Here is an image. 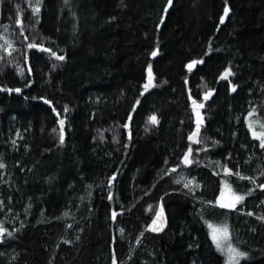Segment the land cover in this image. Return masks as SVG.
I'll use <instances>...</instances> for the list:
<instances>
[{
	"label": "trees",
	"instance_id": "trees-1",
	"mask_svg": "<svg viewBox=\"0 0 264 264\" xmlns=\"http://www.w3.org/2000/svg\"><path fill=\"white\" fill-rule=\"evenodd\" d=\"M39 2L38 22L37 0L0 4V88L21 89L0 91V222L14 236L0 244V264H112L113 250L117 264H225L205 221L227 224L249 253L241 264H264V191L237 210L215 205L222 180L252 187L215 161L264 183V150L245 120L255 108L249 119L264 122V0H172L167 13V0ZM226 68L234 75L221 79ZM193 99L205 105L201 144L187 138ZM189 145L198 163L184 165ZM161 205L163 231L152 232Z\"/></svg>",
	"mask_w": 264,
	"mask_h": 264
},
{
	"label": "snow or ice",
	"instance_id": "snow-or-ice-1",
	"mask_svg": "<svg viewBox=\"0 0 264 264\" xmlns=\"http://www.w3.org/2000/svg\"><path fill=\"white\" fill-rule=\"evenodd\" d=\"M4 2V0H0V4H2ZM68 0H65V3L67 4ZM172 5V0H167V6H165L164 8V12L167 13L168 11V7ZM29 7L32 8V12L34 15H36V19L37 22L39 21V12H40V2L39 0H37V3L33 6L32 4H29ZM17 8H19V5H17ZM229 12V8L227 7V5H225L224 8V15L221 16L220 18V22L223 23L225 16L228 15ZM113 19H115V17H113ZM22 23L21 20H17L16 24L20 25ZM21 35H23V28H21ZM25 39H27V37H25ZM9 47H11V45H9ZM27 48L29 49H38L41 52H51L52 56H55L57 60L63 61L65 59L64 56L60 55L57 56L55 52H52L50 48H46L44 47L42 44H38L36 42H29L27 44ZM157 52L153 51L152 52V56H156ZM204 61L201 60H191L188 65L187 68L189 69V71L192 70V68L194 66H196L197 64H203ZM56 65H53V68H55ZM29 73H31V68L28 69ZM22 75V73H21ZM234 75V73L231 71L230 68H226L224 70V73L221 76V79H227L229 76ZM229 83H231L229 81ZM31 81H29L25 87L30 86ZM153 73H152V66L151 64L148 65V82L146 84H144V91L146 92L150 87H153ZM237 86L235 84L231 85V90L233 92L236 91ZM0 91H7L9 93L12 92H16V93H20L21 89L19 87L17 88H0ZM212 91L214 90H209L207 92H205L204 94V98L205 100H207L210 95L212 94ZM144 93L142 92L141 95H143ZM27 98V97H25ZM191 98V97H190ZM32 99H37V97H32ZM40 99L44 100L45 104H51V101L44 99L43 97H40ZM135 103L137 105H139L141 102L139 99H137L135 101ZM192 106H193V111L196 115V128L194 131H192L189 135H188V140L192 141L195 144H201L202 138H201V126L204 124V120L202 118L201 115V109H203L205 107L204 103H198L196 99L192 100ZM53 111H55V109H53ZM64 111L67 112L68 109L67 107L64 108ZM133 111H135V108H133ZM256 113V109L253 108L251 111L248 112L247 116L245 117V120L247 121L248 124V129L251 132V135L253 137L254 140L258 141V147L261 150H264V122H261L260 120H250L249 117H253L254 114ZM57 115H59V113H57ZM131 115H129L128 119L131 120ZM149 120L151 122V124L156 125L159 123L157 117L155 115H152L149 117ZM59 124H60V142L61 144L64 142V124L65 121L63 119L59 120ZM259 126V130H257L256 126ZM124 127H128L127 124L124 125ZM56 129H53V132H55ZM19 135V134H18ZM101 139H103V137L101 136ZM13 145H15L16 141H12ZM213 146H215L216 144L219 143V141H213ZM201 150H206V149H196L195 151H201ZM193 148L191 147V145L188 146L187 148V152L184 153L183 157H182V163L184 165H191L194 162L198 163V161H195L194 158L190 157L192 156L193 153ZM165 163L167 164V161H165ZM215 165L218 168H222V171L225 175V177L228 176H232L235 175L240 181H244L247 180L250 182V184L252 185V187H249L247 189L246 192H239V191H234L233 190V186L232 184H230L226 179L222 180V187H221V192H220V196L217 198L216 203L219 205L220 208L222 209H229V210H237V205L238 204H243V202L245 201L246 196H251L256 189H260L261 191H264V183H258L257 178L256 177H252V176H247L244 175L242 172L240 171H236L233 172L232 169L228 168L226 165H221L219 161H215ZM6 165L3 162H0V169L5 168ZM177 167H179V165H177ZM173 172L176 171V168L174 167L172 169ZM218 174V173H217ZM260 176L264 177V170H261L259 173ZM116 180V174L114 173L108 181V186L109 188H111L112 186V182ZM195 182L194 178L193 180H189L188 182L184 183V188L189 189V191H191L190 185L193 184ZM175 183H180L179 180H176ZM197 187L199 186L198 184L196 185ZM91 187V185H89V188ZM225 190L228 191V193L230 194L229 199L227 201H225L224 199V192ZM108 199L111 200L112 199V194L111 192H109V196ZM8 200L11 201V197H8ZM209 204H212V201H208ZM261 203H264V200H261ZM3 207H5L4 205V201L0 200V210L3 209ZM30 207V206H29ZM151 207V206H149ZM248 216H253L254 213L252 211H248L246 213ZM64 216H68L69 214L67 212H65L63 214ZM117 217V212L115 210H113L112 212V219L115 220ZM257 219L261 220L262 222H264V214L257 216ZM165 223V217H164V210H163V206L161 205L159 211L156 212V218L153 219L152 223L150 225H148V227L151 229L152 232H160L163 231V226ZM205 223L207 224L209 230H210V236L212 239V243L215 245V248L218 252H220L223 255H226V261L225 264H241L242 260H246L249 258V253L246 251L241 250L238 246L237 243L233 241L231 234L229 232L228 226L227 224H223L222 226H217L212 224L211 222L205 221ZM21 227H23V224H21ZM69 228L72 227V225H68ZM120 232L123 233L124 229H120ZM141 235H143L141 233ZM12 237L13 233L8 231V229L6 227H4L3 222H0V244L2 243H6V240L4 239V237ZM78 239V237H77ZM65 244H69L71 243V241L69 240H65L64 241ZM137 243H139V240L137 241ZM2 254V253H0ZM112 264H117V260H116V254L115 251L113 250V254H112Z\"/></svg>",
	"mask_w": 264,
	"mask_h": 264
},
{
	"label": "rangeland",
	"instance_id": "rangeland-1",
	"mask_svg": "<svg viewBox=\"0 0 264 264\" xmlns=\"http://www.w3.org/2000/svg\"><path fill=\"white\" fill-rule=\"evenodd\" d=\"M157 52V51H156ZM257 130H259V128H257ZM220 196V195H219ZM229 196H230V194L228 193V191L227 190H225V192H224V199H225V201H227L228 199H229ZM215 205L217 206V207H219V205L215 202ZM238 206V205H237ZM223 224H217V226H222ZM229 229V228H228ZM229 232H230V234H231V237H232V233H231V231H230V229H229ZM232 239H233V237H232ZM233 241L235 242V240L233 239ZM238 246V245H237Z\"/></svg>",
	"mask_w": 264,
	"mask_h": 264
},
{
	"label": "water",
	"instance_id": "water-1",
	"mask_svg": "<svg viewBox=\"0 0 264 264\" xmlns=\"http://www.w3.org/2000/svg\"><path fill=\"white\" fill-rule=\"evenodd\" d=\"M33 50H36V51H37L38 49H33ZM38 51H39V50H38ZM56 55H57V54H56ZM57 56H58V55H57ZM52 57H53L54 59H56V57H55V56H52ZM56 60H57V59H56ZM191 142H192V141H191Z\"/></svg>",
	"mask_w": 264,
	"mask_h": 264
}]
</instances>
